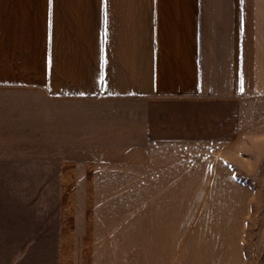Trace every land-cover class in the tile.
Returning <instances> with one entry per match:
<instances>
[{
	"label": "crops",
	"instance_id": "1",
	"mask_svg": "<svg viewBox=\"0 0 264 264\" xmlns=\"http://www.w3.org/2000/svg\"><path fill=\"white\" fill-rule=\"evenodd\" d=\"M261 105L264 0H0V165L30 166L0 170L95 193L241 187L263 162ZM138 203L116 219L131 263L46 264H173L147 254L177 246L170 216ZM60 219L58 253L102 251L103 214Z\"/></svg>",
	"mask_w": 264,
	"mask_h": 264
},
{
	"label": "rangeland",
	"instance_id": "2",
	"mask_svg": "<svg viewBox=\"0 0 264 264\" xmlns=\"http://www.w3.org/2000/svg\"><path fill=\"white\" fill-rule=\"evenodd\" d=\"M259 108L264 113V105ZM260 117L264 125V116ZM262 161L259 170L241 175L245 182L241 187L103 188L97 193L52 186L58 183L55 172L0 170V264L58 263L60 258L71 263H131L127 232L117 231L116 219L132 208L145 211L142 201L146 199L151 200L146 211L151 223L158 212L166 211L178 235L175 251L167 245V251L159 252L153 241L149 243L151 263L160 258L161 263L165 259L173 264H264V153ZM10 167L30 166L0 165ZM96 214L105 218V233L95 236L97 241L102 238V251H96L97 244L80 242V250L58 253L60 217L75 229L85 226V217L91 224ZM47 228L54 231L55 239V252L49 257Z\"/></svg>",
	"mask_w": 264,
	"mask_h": 264
}]
</instances>
